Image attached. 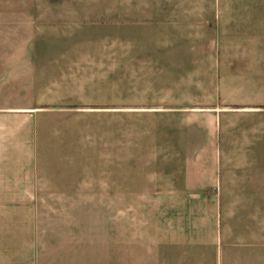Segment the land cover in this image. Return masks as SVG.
<instances>
[{
  "label": "crops",
  "instance_id": "1",
  "mask_svg": "<svg viewBox=\"0 0 264 264\" xmlns=\"http://www.w3.org/2000/svg\"><path fill=\"white\" fill-rule=\"evenodd\" d=\"M231 5L213 30L208 25L218 105L199 111L264 118V0ZM70 22L69 13L48 15L47 0L0 1V226L25 232L53 225L51 238L32 235L33 245L53 246L50 257L39 249L29 258L38 264H207L205 234L201 240L195 222L194 237L186 238L190 227L182 221L185 211L200 206L196 199L206 196V184L182 181L176 194L164 177L143 188L128 178L126 167L137 160L128 163L120 142L109 144L96 163V110L93 103L78 108L73 98L95 97V51L76 44ZM96 164L102 174L96 175ZM140 196L150 198L147 211L127 223L126 199ZM96 197L107 199L102 221L94 217ZM48 209L52 225L30 221ZM238 246L231 245L220 264H264L260 245L247 239Z\"/></svg>",
  "mask_w": 264,
  "mask_h": 264
},
{
  "label": "rangeland",
  "instance_id": "2",
  "mask_svg": "<svg viewBox=\"0 0 264 264\" xmlns=\"http://www.w3.org/2000/svg\"><path fill=\"white\" fill-rule=\"evenodd\" d=\"M0 1L14 4V0ZM231 3L47 0L48 15L61 19L71 14L72 32L79 37L76 44L95 51V97L73 98L78 108L93 103L96 110V163L109 144L118 148L120 142L126 144L128 163L137 160L136 166L127 165V176L133 175L143 188L164 177L174 187L182 181L185 186L195 181L206 184V196L196 199L200 206L185 211L182 221L190 227L186 238L194 237L190 224L195 222L201 240L205 234L201 254L207 264H220L231 245L243 249L247 239L264 253V133L250 132L263 130L264 118L231 114L218 118L217 112L199 111L218 105L220 97H213L211 28L220 16L231 13ZM102 169L96 164V175ZM176 187L173 193H180ZM148 199H126L127 223L147 211ZM106 200L95 198L96 221H102ZM54 216L48 209L45 214L32 213L30 221L52 225ZM53 233V225L25 232L1 225L0 264H38L29 258L39 249L53 255V246L33 245L32 235L51 238Z\"/></svg>",
  "mask_w": 264,
  "mask_h": 264
}]
</instances>
